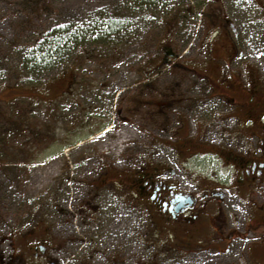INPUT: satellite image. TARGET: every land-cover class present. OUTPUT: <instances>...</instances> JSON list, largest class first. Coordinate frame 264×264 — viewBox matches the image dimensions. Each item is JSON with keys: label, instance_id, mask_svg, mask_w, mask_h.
<instances>
[{"label": "rangeland", "instance_id": "obj_1", "mask_svg": "<svg viewBox=\"0 0 264 264\" xmlns=\"http://www.w3.org/2000/svg\"><path fill=\"white\" fill-rule=\"evenodd\" d=\"M138 1L0 0V254L5 260L13 254L16 261L28 258L30 243L46 244L50 222L56 240L63 238L66 226L62 210L72 214L76 202L86 193L104 191L112 198L115 186L108 184L100 190L106 182L103 178L101 183L97 181L99 175H106V166L110 180L109 165L117 170L125 164L137 174L148 164H174L179 150L189 148L187 142L184 147L183 137H193L198 120L206 121V129L212 128L206 130V138L212 141V133L218 137V133L234 134L240 129L235 119L221 123V117L230 109L204 87L205 77H201L199 68L206 55L207 34L219 26L217 22L228 19L237 26L236 44L245 46L243 53L256 60L264 82V54H259L264 17L255 2L171 0V12L188 3L196 13L201 9L194 27L191 18H184L173 33L162 23L161 27L150 24L146 17L149 10ZM36 2L51 6L45 8L46 13L34 14ZM257 3L264 8V0ZM52 8L54 14L48 13ZM98 19L103 24L117 25L116 34L99 44L91 38L93 34L86 33L93 30ZM60 24L80 28L89 38L75 50L80 58L78 67L68 59L57 71L42 75L39 83L18 84L20 53L10 45L15 40L33 42L35 33ZM216 31L219 33L210 41L215 55L226 43L221 35L223 28ZM166 41L173 55L180 56L179 64L167 67L161 62V47ZM225 72L227 76L229 69ZM247 81L252 88L251 74ZM212 83L216 85L217 79ZM243 88L247 87L237 80L229 89L239 93ZM10 101L14 110L5 104ZM176 171L181 188L195 191L197 171L193 161ZM231 175L230 169L219 175L228 198L224 237L232 236L227 234L230 230L237 238L221 240L222 251H218L219 246L195 251L183 246L174 248L177 243L168 236L158 238L151 223L143 231V214L134 198L130 233L118 234L127 244L130 239L132 264H264L256 256L259 245L252 227L255 217L249 216L253 201L245 195L244 201L238 198L228 183ZM50 201L54 202L52 207ZM231 209L239 225H232L228 215ZM105 239L104 243L114 241ZM219 239L206 244L210 246Z\"/></svg>", "mask_w": 264, "mask_h": 264}, {"label": "flooded vegetation", "instance_id": "obj_2", "mask_svg": "<svg viewBox=\"0 0 264 264\" xmlns=\"http://www.w3.org/2000/svg\"><path fill=\"white\" fill-rule=\"evenodd\" d=\"M260 47L259 52H264V40ZM244 106L248 107L246 113L253 121L251 135L238 129L234 134L218 133V137L212 133L213 141L206 138V134L189 139L185 136L184 147L187 142L189 148L179 150L174 164L164 161L148 164L137 174L126 169L125 164L117 170L109 165L112 170L110 180H107L110 171L106 166V175H99L97 181L101 183L103 178L106 182L100 190L108 184L115 186L112 198L106 197L104 191L86 193L76 202L72 214L62 210L66 226V232L61 234L63 238L56 240L50 222L46 229V244L30 243L29 257L23 256L18 261L15 254L7 260L0 254V264H132L130 239L127 244L118 234L130 233V209L134 198L143 214V231L147 230L149 222L158 238L168 236L177 243L174 248L183 246L195 251L219 246L218 251H222L221 240L231 238L232 241L235 233L229 230L227 234L232 236L224 237V231L228 229L225 218L228 198L224 196L223 177L219 175L226 169L231 170L228 183L239 198L244 201L245 195L253 201L249 216L255 217L252 227L259 245L256 256L264 262V88L249 89ZM221 120L225 123L223 116ZM206 124V121L198 120L197 128L201 130ZM182 160H192L196 168L195 191H185L176 182V168L183 165ZM206 172L210 174H204ZM70 196L74 202L75 195ZM53 203L50 201L51 207ZM228 215L232 225H239L234 210L231 209ZM105 238L114 241L104 243ZM215 238L220 239L208 246ZM229 247L224 250L228 251Z\"/></svg>", "mask_w": 264, "mask_h": 264}, {"label": "trees", "instance_id": "obj_3", "mask_svg": "<svg viewBox=\"0 0 264 264\" xmlns=\"http://www.w3.org/2000/svg\"><path fill=\"white\" fill-rule=\"evenodd\" d=\"M26 1L30 2V0ZM42 1L44 2V0ZM253 1H255L258 7H261V4H258L257 0ZM138 2L143 8L145 7L149 10L146 17L150 24L161 27L162 23L168 27L167 29H169V31H173V33L177 30L184 18H191V28L194 27L195 21L201 13L200 8L202 7V5H199L200 11L196 13L193 7L188 6V3L187 6L182 4L181 7L175 10L172 8L173 11L171 12L168 8L170 4H172L171 0H139ZM49 6L51 5L46 2H36L33 7V13H46L45 8ZM52 10L53 8L47 12H52V14H54ZM99 17H103V15L99 14ZM92 28L93 30L86 33L93 34L91 38L95 37V42L99 44L100 41L110 39L116 34L114 30L117 29V25L103 24V22L98 19ZM35 35L36 39L33 42H25L23 44V40H15V44L10 45L15 48L14 52L20 53L18 64L21 70V77L18 78V84L29 85L39 83L38 79L42 75L46 76V73L57 71L68 59L74 60V67H78L80 58L75 53V50L78 49L79 46H83L86 39L85 34L82 33L80 28H75L73 26L65 27L60 24L58 26L48 27L44 32H38L35 33ZM88 40L89 38L86 39V41ZM168 43L169 42L166 41L161 47L163 54L161 62L163 64L167 63L165 62L166 59L169 55L173 54L171 52V46ZM5 104L11 106V108H9L10 110H14L12 107L13 101Z\"/></svg>", "mask_w": 264, "mask_h": 264}, {"label": "crops", "instance_id": "obj_4", "mask_svg": "<svg viewBox=\"0 0 264 264\" xmlns=\"http://www.w3.org/2000/svg\"><path fill=\"white\" fill-rule=\"evenodd\" d=\"M221 35H224L226 43L222 46L220 54L216 55L212 53L211 45L207 47L205 59L202 60L203 63L199 68L202 72L201 77H205L204 87L210 88L212 93L217 94L216 96L220 97L221 100L234 107V113L237 116H242L240 121L247 126L251 120L248 112L246 113L248 107H244V103L248 101L249 89H251L248 86L247 76L249 74L253 76L252 88H264L263 75L255 61L250 59H244L242 62H238V59L233 60V35L225 28H223V34ZM227 69H229V72L226 76L225 71ZM216 79L217 84L214 85L212 80L216 81ZM237 80L247 87L240 90L239 93L229 89L231 85L237 84Z\"/></svg>", "mask_w": 264, "mask_h": 264}]
</instances>
